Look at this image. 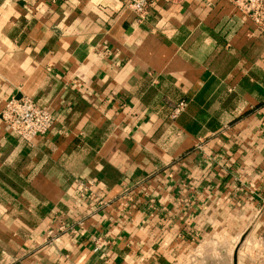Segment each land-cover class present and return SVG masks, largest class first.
<instances>
[{"label": "crops", "instance_id": "crops-1", "mask_svg": "<svg viewBox=\"0 0 264 264\" xmlns=\"http://www.w3.org/2000/svg\"><path fill=\"white\" fill-rule=\"evenodd\" d=\"M130 1L0 0V264H264V27Z\"/></svg>", "mask_w": 264, "mask_h": 264}, {"label": "built area", "instance_id": "built-area-1", "mask_svg": "<svg viewBox=\"0 0 264 264\" xmlns=\"http://www.w3.org/2000/svg\"><path fill=\"white\" fill-rule=\"evenodd\" d=\"M225 1L229 3L235 11L250 18L257 27H264V0ZM127 8L142 19L147 12L148 3L145 0H131L127 4ZM183 107V103L176 106L172 117L177 116L182 111ZM0 119L11 135L17 137L21 142L28 144L35 138L46 135L54 124V119L47 109L39 106L26 97L10 99L5 104L0 114ZM260 212L264 214V202ZM50 236L53 238V235L50 234ZM92 241L97 247L101 245L99 239L94 238Z\"/></svg>", "mask_w": 264, "mask_h": 264}, {"label": "rangeland", "instance_id": "rangeland-1", "mask_svg": "<svg viewBox=\"0 0 264 264\" xmlns=\"http://www.w3.org/2000/svg\"><path fill=\"white\" fill-rule=\"evenodd\" d=\"M241 244V243H240Z\"/></svg>", "mask_w": 264, "mask_h": 264}]
</instances>
